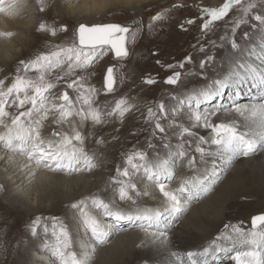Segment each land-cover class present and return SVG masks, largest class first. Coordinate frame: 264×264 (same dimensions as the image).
Segmentation results:
<instances>
[{"label": "snow or ice", "instance_id": "6c2138e0", "mask_svg": "<svg viewBox=\"0 0 264 264\" xmlns=\"http://www.w3.org/2000/svg\"><path fill=\"white\" fill-rule=\"evenodd\" d=\"M25 4L26 0H0V13L18 17ZM53 7H59L54 0H35V10L41 14L48 13ZM112 7L110 4L97 5L99 15H103L105 9L112 11ZM130 7L134 15L127 19L136 25L134 30L127 24L89 19L78 20L75 25L65 23L57 26L42 18L36 28L38 33L56 37L60 32L67 35L74 27L76 39L67 45L56 44L49 50L20 58L10 69L0 68V162L12 170L13 176L22 177V182L29 187L37 182L41 185L51 183L53 176L59 174L93 173L100 167L101 160L85 147L89 137H99L94 143L104 145L107 141L103 137V127L113 121L124 124L126 117L132 113L135 106L124 96L114 101L110 109L101 107L96 100L101 91L89 82L99 74L105 94L113 93L116 87L115 69L111 63L105 65V60L112 56L117 61L127 58L126 37L130 31L135 39V32H139L141 27L153 31L156 22L163 24L170 16V11H156L145 24L143 18H135L139 9L135 5ZM186 7L187 3L170 5L175 10ZM198 16V20L189 19L186 23L199 24L202 36L217 35V40L209 41L213 48L239 50L241 39L248 42L253 33L259 31L262 34L256 56L259 65L240 62L232 75L223 79L210 78L216 57L203 45L199 46L204 86L187 100V124L180 119L183 107L174 110L171 116L162 102L155 110L148 107L145 122L151 124V139L146 140V149L134 147L131 153H124V164L115 169L119 178L111 181L114 186L112 199L105 200L89 194L70 202L68 207L76 222V233L70 223L58 217L50 218L51 229L47 218L37 216L30 222L32 237L39 239L42 230L41 247L47 256L46 264H94L93 257L99 247L108 243L112 232L118 230L120 222L124 221L136 222L143 232L138 248L156 245L166 249L171 228L188 212L193 195L199 196L201 192L206 195L212 191V186L206 184L205 179L196 182L185 179L177 188H172L170 185L176 177L177 161L189 170L199 172L198 165L210 154L205 145L217 146L226 166L232 165L236 158L249 157L264 150V103L245 105L239 102L245 88L264 92V0H219L216 5L204 3L199 7ZM221 23L225 26L223 34H217L216 29ZM180 27L184 29L185 25ZM16 34L11 30L0 31V38L8 40ZM192 61L191 55L177 64H161L157 60L162 68L171 70L163 83L177 85L182 79V72L176 69L183 70ZM101 65H104L103 71L98 72ZM53 72L54 80L51 78ZM61 83H66L75 95H70L69 91L60 92L58 85ZM143 83L154 86L158 81L148 76ZM226 90H231L227 104L223 102ZM180 104L183 106L185 101L181 100ZM202 105L210 107L205 109ZM224 117L228 118L227 122ZM257 117L261 128L258 134L239 131L237 118L255 120ZM61 128L64 130L60 131ZM86 128H91V131H86ZM169 128L180 129L176 155L171 163L161 157L154 143L159 138L164 142V148L170 147L166 142ZM200 129L210 135L200 134ZM45 132H48L47 137ZM153 152L155 155H151ZM18 157L23 160H18ZM42 172L53 175H41ZM141 172L151 182L155 193L147 187L138 188L135 176ZM9 180L11 176L0 182V193L9 192ZM148 196L158 200L159 207L146 206L141 202V197ZM105 218H110L113 223H107ZM251 227L256 230L250 234L251 239L246 238L242 227L234 229L251 246L249 250L236 251L229 257L235 264H264V251H261L264 231L257 230L264 229V213L251 218ZM219 251L226 249L213 243L199 253L202 261L193 259L195 253L188 252L187 256L191 264H210L209 258L211 264H216L215 254ZM40 256L38 251L37 257ZM177 259L179 264H184L180 257ZM140 264H151V261L144 258Z\"/></svg>", "mask_w": 264, "mask_h": 264}, {"label": "bare ground", "instance_id": "6f19581e", "mask_svg": "<svg viewBox=\"0 0 264 264\" xmlns=\"http://www.w3.org/2000/svg\"><path fill=\"white\" fill-rule=\"evenodd\" d=\"M55 1L56 0H54V2ZM59 1L60 3L62 2V4L65 3L64 8H65L66 16H68L71 19H74V21L75 20L85 21V19H89V20H95L97 22V18L100 16L97 5L110 4L107 3V0H59ZM111 1L112 4L110 5L113 6L112 9H116L119 6L131 8L130 7L131 5H135L136 7L139 8V6L142 5H152V3H156V2L158 3V0H111ZM167 1L168 0H164L163 2H161V5H164ZM204 3L215 5L217 2L215 0H208V1L191 0V3L189 2L188 4L187 2V7H191L194 11H198L199 7ZM53 8H54L53 10L55 11L53 12L49 11L50 13L48 12L46 14H42L45 15V18L48 20L50 24L54 22V19H56L57 17L56 15H59L58 13H56V9H55L56 7ZM156 11H162V10L158 8L156 9ZM106 12L107 10L105 9L104 14H106ZM35 15H37V11L35 10V0H26V4L24 5L18 17L10 16L7 13H0V31L6 32L11 30L17 33L15 36H13L11 39L8 40L4 38H0V68L10 69L12 65H15L18 59L29 56L30 54L38 53L43 37H47V38L49 37L43 33H38L36 31L38 22L40 20H36L34 18ZM149 18H151V14L149 15ZM189 19H195V18L190 17ZM186 21L187 19L184 18L183 23H186ZM166 26L167 25L165 23L163 28L164 30H159L156 28L157 26L155 24L156 30L159 31L158 35H160L161 32L166 33V29H167ZM138 33L139 32H136L135 37H138ZM61 36L62 34H58L56 37H49V38H51L52 41H54L55 43L64 45L61 41L60 38ZM181 36H182L181 32H176V35H173L172 40H176L177 37L179 38ZM254 38H256V36ZM254 40L255 39H251V41L245 42V45H243V47H241L236 53L234 52L235 54H232V57L231 56L229 57L227 54L226 55L222 54L229 49L228 47L219 50L215 55L216 64H215V69L212 72L214 73L213 76L215 78L223 79L232 75L233 72L236 71L237 65L240 63L239 60L243 59L242 53H244L245 51L252 52L256 59V56L259 54V48H258L259 43L253 44ZM137 45H139L138 48L141 47L140 43ZM192 54L194 61L195 55L193 52ZM201 58H202V54H201ZM257 61L251 59L250 63H255L259 65V62ZM244 63H249V60L245 61ZM201 72L202 70L199 73ZM212 73L210 74V77ZM137 76L139 77V75ZM129 81L130 82L127 84L125 83V81L122 83V87L124 91L128 89L129 87L128 85H131V83L135 81V78L132 76L130 77ZM253 90H255V93H258V95L256 94L257 97L250 98L253 100L246 101L248 102L247 105H259L261 103H264V95L261 97L260 100H258L259 95L263 94V92L261 91L257 92L256 90L258 89H253ZM253 90L249 91L247 88H245L243 92L245 91L247 93L250 92L251 95L252 94L254 95L255 93L253 92ZM59 91L63 92L66 90H63V88L61 87ZM125 93L127 92H123L121 96L125 97ZM121 96L119 98H121ZM130 100H128L130 104L134 106L138 105V107L141 104V102H143V100L140 99L138 95L132 97V101ZM137 110L138 108L134 107L132 113L126 117V121L124 124H120L118 121H116V123L119 124L116 126L115 125L112 126L113 127L111 131L112 137H115L117 135L121 136L122 134H127L130 132L132 133V131L141 122H143L141 121L143 118L142 116H140V112H138L139 110L138 111ZM224 119L225 122L228 121L227 117H224ZM237 120L239 124V129L245 130V132L248 133L249 135H256L261 131L258 117L255 120L250 118H237ZM248 121L249 123L251 122L252 123L249 125L247 124ZM49 127L51 128L55 126H49ZM86 129H85L86 131H91V128H86ZM59 130L63 131L64 129L61 128ZM168 134L169 136L167 137V140L168 139L170 140V132ZM47 135L48 132H45L46 137ZM91 138H94L95 140L98 139L99 137L90 136L85 147L87 148L89 153L90 151L92 152L94 151L96 154L98 152L99 155H101L99 156L97 154V156L101 160V164L100 167H98V170L96 171L94 170L93 173H87V174L74 173L72 175L59 174L58 176H53V181L51 183L41 185L39 182H37L31 187H29L26 182H22L23 181L22 177L17 178V176H13L12 170H10L4 162H0V182H4L5 177L11 176V180L8 181V184L10 185V186L8 185L9 192L6 194L1 193L0 196H3L4 198L8 199L10 203H12V205H7L0 201V260L2 259V255H3L2 253L5 250L4 245L7 244V241H9V239L17 238L18 242L20 240L22 241V244L19 246L17 250V254L14 253L19 258L17 264H46L47 256L43 254L41 247V240L43 239V234L40 235L39 239L35 238L31 241L30 245L32 248L30 250L26 251V249L22 247V245H24L23 242L27 238L26 234L29 233L30 222L35 217H37L36 216L37 214H41L42 218H47L46 222L49 221L52 222L50 219L51 214L52 215L57 214L61 219L62 212H65L66 208H64L61 213L53 212L54 210H49L47 208L42 209L41 203L46 201H50V202L53 201L54 203L60 202L59 203L60 205H64L65 202L69 205V203L72 202L74 199H79L82 196H87L89 194L99 196L97 189H101L103 187L106 180L105 174L109 173V170L111 171L110 172L111 175L114 172L113 168L108 169L110 167L109 165H107V161L108 160L112 161L114 159V161L118 162V159H115L116 157L121 156L125 158L124 153H131L133 150V149H128L123 151L122 147L119 145L118 142L110 145L107 144V146L105 144L97 145L98 148H96L95 146L96 148L95 150L94 148L91 147V144H93ZM112 141H114V138L111 140V142ZM0 155H2V153H0ZM17 159L21 161L23 160L22 157H18ZM243 159L244 160H242L241 164L245 168L253 169L255 172L254 175L251 174L249 176L250 181L257 182V185H261L264 188V171H263L264 169H262V171L261 169H257L260 167L264 168V150L258 151L255 154V156L252 155L249 156L247 159L246 158ZM219 163H223V160L221 159L219 154L216 151H214V155L212 154L210 156H206L204 162L198 165L200 169L199 172L192 171L191 174L185 173L184 171L186 166H183L182 168L178 169L176 178L172 183L171 187L174 189L177 188L180 185L181 181L185 179L191 182H196L199 181L200 179H205V180L209 179V176L213 175V173L216 171H219L218 172L219 174L218 173L217 174L220 175L222 170L221 167H215V164H219ZM4 166L6 167L4 168ZM236 171L237 169L233 170L232 173L233 176L236 173ZM41 175H53V174L42 172ZM218 179H221V175L220 177H218ZM218 179H216L217 182ZM236 181H239V179ZM233 182L234 180L231 181L226 180L224 181V183L222 181V185L225 186H223L221 192L218 191L219 194L216 193L215 196H212L213 198H215V200H217L216 202L217 204L211 206L208 210L205 209L201 211L199 214H197L196 211L197 206H193L196 203L195 204L193 203L192 207L189 206L190 211L188 210V212L194 214L196 218L190 222V220L187 219V217L189 216H186L185 218L183 217L179 221H176L173 224L171 228L170 242L166 249L158 248L156 245H149L146 249L139 248L140 249L139 251L136 245L140 244L144 234L140 228L139 229L133 228V230L135 231H129L127 233H123V235L117 233V230L113 231L108 239V243L106 245L99 247L98 255L102 256V258L108 259L111 256V254L110 255L108 254L109 252L113 250L118 252V249L119 250L123 249L125 251L127 250V247H130L133 244L132 247L133 250L132 251L130 250L132 253L128 255L129 251L124 252L123 250H120V253L122 255L124 253L123 257L126 255L125 253H127V257L125 256L124 258H119V259L113 258V261L116 259V262H112V264H125V263L140 264L141 260L144 259L145 257H147V259L150 261H153V258L154 260H160L161 261L160 263L162 264H179L177 257H180L184 261V264H191V260H189L187 256L188 252H192L196 254L194 255L193 259H196L197 261H202L203 257H201L199 253H201L204 248L210 247L213 245V243H215V245H217L219 248L226 249V251H219L215 254L216 264H219V262L223 261V257L225 255L229 256L232 253L233 256L235 255L236 251L249 250L251 246L247 245L245 243V240H243L244 238L238 235L237 233L232 234L233 229H231L230 226L231 224L237 222L236 220L240 218L242 212L239 211L235 214L230 211V208L232 206V209L234 208L241 211H246L247 209L250 210L254 205H252L250 202H246V201L244 202L243 199L241 201L244 202L245 207L244 209H241L242 202H239V200L237 201L236 199L239 198V196L240 197L242 196V194L240 193V190L242 188H240L237 184V187L240 190L226 192L229 187H233ZM220 184L221 183H219V185ZM146 187L147 186H143L142 184H140L139 186V182H138V188L142 189ZM54 188L56 192L55 190H53ZM109 188L110 189H105L107 192L106 194H104V196L107 195L106 197L114 196V186L110 185ZM46 189L49 190L47 191ZM53 192L56 194L53 195ZM246 194L247 196L249 195V193ZM203 196H204L203 192H201L199 196H196L194 194L192 202H195L199 198H203ZM236 196L237 198H235ZM27 199H29L30 202H27ZM218 200H222V201L218 202ZM34 202H36L35 209H37L38 211L33 214H30L29 212L31 210H35L33 206ZM141 202L146 206L154 205L159 207L160 204L158 200L152 199L151 196L141 197ZM255 203L256 206L257 204H261L260 202H255ZM253 213H257V212H253ZM46 214H50L49 218L47 217L48 215L46 216ZM105 219L107 223H112L110 218H105ZM73 224L74 225L71 226L72 231L76 233L77 232L76 222L74 221ZM130 225L137 226V223L132 222ZM253 231L256 230L248 226V228L245 230V233L251 234ZM229 237L231 238L229 239ZM132 238H135L136 241L132 242ZM84 240H87V237H84ZM122 240L123 243L121 242ZM38 251L41 253V256L39 258L37 257ZM172 253H176V255L173 256ZM26 255L27 257L24 258V256ZM136 255H140V257ZM209 262L211 264V258H209ZM223 264H235V261L227 260L224 261Z\"/></svg>", "mask_w": 264, "mask_h": 264}, {"label": "rangeland", "instance_id": "374dc122", "mask_svg": "<svg viewBox=\"0 0 264 264\" xmlns=\"http://www.w3.org/2000/svg\"><path fill=\"white\" fill-rule=\"evenodd\" d=\"M163 1L164 0H158V3L156 2V3H152V5H142V6H139V8L137 7L139 9V15L135 16V18L136 19L143 18L145 24H147V22L150 20L149 15L153 14L156 11V9L159 8L162 11H170L169 18L163 24H161L160 22L155 23L157 26L156 28L159 30H164L163 29L164 24L166 23V25H167L166 26L167 27L166 33L161 32L160 35H158L159 31H157L155 27H154L153 31H147L145 28L141 27V30L138 33V37H135V39H133L134 33L132 31H130L126 37V46L129 50V56L127 58L119 60V61H117L113 57H110L109 59L105 60V62H104L105 65H107L109 63L114 65V69H115L114 75L116 77V87H115L114 92L111 94H105V92L101 86L99 74L95 75L94 78L89 81L90 83L94 84V86L97 89H100V91H101L100 96L96 97V100L101 107H105V108L110 109L112 106H114V101L118 100L123 92H127V93H125V97L128 100L131 99L130 101H132V97H134L136 95H138V97H140V99L143 100V102H141L139 107H138V105L135 106V108H138L139 111L138 110L137 111L140 112V116H142V118H143L141 120L143 122H141L132 131V133H135V135H133L131 132L127 133L129 136L127 134H122L121 136L117 135V136H115L114 141L111 142V140L114 138L111 136L112 135L111 131L113 128L112 126L113 125L116 126L119 124V123H116V121H113L112 123L105 125L103 127V130H102L103 131V137L107 141L105 143L106 146H107V144L110 145V144H114V143L118 142L119 145L122 147L123 151L128 150V149H133L134 147L146 149L147 146H146L145 142H146V140L151 139V136L149 135V133L152 131L151 124H148L145 122L146 110L148 107H152L153 110H155L157 105L161 102L165 105L166 111L169 114V116H171L173 111L176 110L177 108L183 107V109H184L183 117L180 119H181L182 123L187 124V122H188L187 121V115L189 112V109L187 108V100L191 95L198 93L200 91V89L203 88V86H204V81L201 78V73H199L201 71L200 61H201V54H202L198 50L199 46L203 45L206 49L209 50V53L211 55L213 54L214 56L217 54V52L219 50H221L219 48L211 47V44L209 43V41H211V40H217V38H215V37H217V35H211L210 34L208 36H202L201 32H200L199 24H193V25L187 26L188 25L187 23H183L184 18H186L188 20L190 17H192V18H195L194 20H198L199 19V16H198L199 10L194 11L191 7H186L182 10L181 9L175 10V9L170 8V5L172 3H179L180 4L182 2L183 3L188 2V4H189V2L191 3V0H168L164 5H161V2H163ZM205 1H208V0H205ZM215 1L217 2L216 4L219 3V0H215ZM107 3L112 4V1L107 0ZM159 3H160V6H159ZM54 4L59 5V7L55 8L56 13H58L59 15L54 14L57 16L56 19H54V23L57 26H59L61 24H65V23H67L69 25H75V23L77 21L76 20L74 21V19H71L68 16H66V12H65V8H64L65 3L62 4V2L60 3L59 0H56L54 2ZM211 5H213V4H211ZM166 6H168V7L166 8ZM53 9L51 10L52 12L55 11ZM191 10H193V11H191ZM40 14L41 13H39L37 11V15H35L34 18L36 20H41L42 18L46 19L45 15H42V14L40 15ZM133 15H134V13L131 10V8L119 6L116 9H112V11H107L106 14H104V15H100L97 18V22H103V23L114 22V23L127 24V26H129L131 29L134 30L136 28V25L132 24V22L127 19L128 17L133 16ZM81 22H83V21H81ZM181 24L185 25L184 29L180 28ZM224 28H225V26L221 23L220 26L217 27L216 33L217 34H223ZM245 30H249V29H245ZM176 32H181L182 36L179 38L177 37L176 40H172L173 35H176ZM58 34H62V36L60 38H61V41L64 45H67L68 43H70L76 39L74 27H72L70 29V31L68 32L67 35H65L62 32H60ZM135 34H136V32H135ZM261 35L262 34L259 31L253 33L252 39H255L253 41V44L254 43L255 44L260 43ZM255 36H256V38H254ZM139 43L141 46L140 48H138L139 45H137ZM56 44H58V43H55L54 41H52L51 38L43 37L41 44H40L39 52L41 50H45V51L49 50L50 48H52ZM240 44H241V47H243V45H245V41L241 39ZM253 48H256V47H253ZM237 51L238 50H234V49L229 48L228 50H226L222 54H224V55L227 54L229 57L230 56L232 57V54H235ZM192 52L195 55V60L193 62H191L190 64H188L187 67L183 70L176 69L177 71L182 72L181 81L175 86H168V85L164 84L163 80L167 77L168 74H170L171 70L167 69V68H162L160 64L156 63V61L160 60L161 64H167V63L177 64L179 62H182L186 56H188V55L193 56ZM244 53H242L243 59H240L239 62H245V61L249 60V63H250L251 59L256 60L255 56L252 52L245 51ZM257 62H259V61H257ZM12 66H14V65H12ZM103 68H104V65H101L100 68L98 69V72H102ZM137 75H139V77ZM213 75H214V73H212L211 77H214ZM132 76L135 78V81H133L131 83V85H128L129 86L128 89H126L124 91L123 87H122V83L124 81L126 84L129 83L130 82L129 79ZM148 76H151L153 79H156L158 81V83L154 86H148V85L144 86L145 84L143 83V80L145 78H147ZM51 78L53 80L55 79V72H53V75ZM68 82H70V80ZM61 87L63 88V90L69 91L70 95H75V93H73L71 89L67 88L66 83H61L60 85H58L59 90ZM256 91L259 92L260 90H256ZM253 92L255 93V90H253ZM256 94L258 95V93L251 95L250 92L247 93L245 91V92H243V94H242L243 97L241 96V98H240L241 100L239 102L241 104L247 105L248 102H246V101L253 100L250 98L257 97ZM230 95H231V90H226L224 100H223V102L225 104L230 102L229 101ZM263 95H264V92H263V94L259 95L258 100H260ZM180 97H183V98H180ZM185 97H186V99H185ZM181 100H183V101L186 100L185 104L183 106L180 104ZM242 101H243V103H242ZM208 107H210V106L209 105H202V108L206 109ZM251 123H249V121L247 122V124H249V125ZM199 131H200V134H203L206 136L210 135V133L204 129H200ZM239 131L245 132V130H243V129H239ZM169 132H170V140L168 139L166 142L170 145V147L164 148L163 147L164 142H162L159 138H157L154 141V143L156 145V151L159 152L161 157L168 159L169 162L171 163V161L174 159V157L176 155V147H177V144L179 142L180 129L179 128H169L168 133ZM168 133H167V137L169 136ZM91 137H93V136H91ZM91 140L93 142V144H91V147L96 150V148H98V146H97V144L94 143V138H91ZM95 146H96V148H95ZM205 148L210 153L207 156H210L212 154L214 155V151H216L219 154V156L221 157V152H220L219 148H217V146L205 145ZM90 153H92V151H90ZM97 154L99 155L98 152H97ZM255 154L253 156H255ZM151 155H155V153L153 152V153H151ZM99 156H101V155H99ZM243 158L247 159L248 157L236 158L234 160L233 164L228 165V166H226L224 164V162L219 163V164H215V167H221V169H222L221 174H220L221 179H218V177H220V175H218L219 171L215 172V173H218L217 175H210L209 179L205 180V183L212 185V191L206 195L204 194L203 198L197 199L195 202H192L190 205L192 207V204L196 203L193 206H197L196 207L197 214H199L201 211H203L205 209L208 210L211 206H214L217 204L216 203L217 200H215V198H213L212 196H215L216 193L219 194V192H221V189L223 188V186H225V185H222V181L224 183V181H226V180H230V181L234 180L233 187H229L226 192L240 190L237 187V184H238V186L240 188H242L240 190V193L242 194V196H241L242 198L240 196H239V198H237V196L235 198H237L236 199L237 201L239 200V202H242L241 203V209H244V207H245L244 202L245 201L250 202L254 206L250 210L247 209L246 211H241V210L234 209V208L232 209V206H231L230 211L232 213L236 214L239 211L242 212V215L240 216V218H238L236 220L237 222L230 225L231 229H233L232 234H236V232L234 231V229L236 227H242L244 232H245V230L248 228V226L251 227V223H250L251 216L254 214L264 213V188L261 185H257V182L250 181L249 176L251 174L254 175L255 172L253 169L245 168L241 164L242 160H244ZM115 159H118V162L114 161V159L112 161H109V160L107 161V165H109V167H110L108 169L113 168L114 172L111 175V173H110L111 171L109 170V173L105 174L106 180H105L103 187L101 189H97L99 196L105 200L113 198V196H111V197H106L107 195L104 196V194H106V192H107L105 189H110L109 186L112 185L111 181L113 178H119L118 176H116L117 173H116L115 169L118 166L124 164L125 158L119 156V157H116ZM5 167L6 166H4V168ZM182 167L183 166L180 164V162L177 161L176 174L178 172V169H180ZM236 169H237V171L233 176V174H232L233 170H236ZM257 169H261V171H262V169H264V168L260 167ZM96 170H98V168L95 169V171ZM199 171H200V169H199ZM184 172L191 174L192 171L186 167ZM135 179L137 182H139V186H140V184H142L143 186H147L151 191H153V192L156 191L155 189L151 188V182L146 180L143 172L137 174L135 176ZM216 179H218V182L216 181ZM238 179H239V181H236ZM173 182L174 181L171 182L170 186H172ZM215 182H217V183H215ZM219 183H221V184L219 185ZM219 186H221V187H219ZM46 190L48 191L49 189H46ZM53 190H55V188ZM242 190H244V191H242ZM55 192H56V190H55ZM242 192L245 194H243ZM246 193H249V195L247 196ZM54 194H56V193L53 192V195ZM227 195H228V193H227ZM241 200H243L244 202ZM0 201L3 202L4 204L12 205V203H10V201L8 199L4 198L3 196H0ZM219 201H222V200H218V202ZM27 202H30V200L27 199ZM255 202H260L261 204H257V206H256ZM59 203L60 202L54 203L53 201L52 202H50V201L42 202L41 208L42 209L47 208L49 210H54L53 212H60V213L63 211L64 208H66V211L62 212L61 220H64V221L70 223L71 226L74 225L73 224L74 220L72 218V210L68 207V204L65 202L64 205H60ZM33 206L35 209L36 202H34ZM149 206L157 207L154 205H149ZM37 211L38 210L35 209V210H31L29 213L33 214ZM252 211L257 212V213H253ZM3 215H5V214H3ZM36 216L41 217V214H37ZM46 216L49 218L50 214H46ZM186 216H189V217H187V219L190 220V222L196 218L194 216V214H192L190 212L185 213L183 217L185 218ZM51 217H58L59 218V215H57V214L52 215L51 214ZM111 222L113 223V221H111ZM47 223H48L49 228L51 229L52 222L49 221ZM131 223L132 222H126V221L120 222L117 233L123 235V233H127L129 231H135V230H133V228L139 229L138 226L130 225ZM257 230L264 231V229H257ZM42 234L43 233L41 230L40 235H42ZM246 234H247L246 238L251 239V235L248 233H246ZM26 236H27V238L23 242L24 245H22V247L24 249H26V251H27V250H30L32 248L30 245L31 241L33 239H35L36 237H32L30 235V232L28 234H26ZM243 238H244L243 240H245V237H243ZM134 239L135 238H132V242L136 241V239L135 240ZM17 242H18L17 238L9 239V241H7V244L4 245L5 250L2 253L3 255H2V259L0 260V264H3V263L4 264H7V263L8 264H11V263L17 264L19 258L15 254H17V250H18L19 246L22 244V241L20 240L18 243ZM121 242L123 243V240ZM14 243H15V245H14ZM132 247H133V244L130 247H127V250H125V251L123 249H120V250H123L124 252L129 251V253H128V255H129L130 253H132L131 252L133 250ZM136 247H137V245H136ZM120 250L118 249V252H116L115 250L109 252L108 254L109 255L111 254V256L108 259H105V258H102V256H99L98 255L99 251H97L93 257L94 264H112V262H116V259L113 261V258L119 259V258H124L125 256L127 257V253H125L126 255L123 257L124 253L122 255L120 253ZM138 250L140 251L139 248H138ZM261 251H264V247L261 248ZM13 254H14V256H13ZM27 255H28V253H27ZM27 255L24 256V258H26ZM136 256L140 257V255H136ZM230 256H232V253L229 256L225 255L223 257V261L219 262V264L220 263L223 264L224 261L231 260L229 258ZM99 258H101V259H99ZM145 258H147V257H145ZM160 262H161L160 260H154V258H153V261H151V264H162ZM125 264H127V263H125Z\"/></svg>", "mask_w": 264, "mask_h": 264}, {"label": "water", "instance_id": "95a60500", "mask_svg": "<svg viewBox=\"0 0 264 264\" xmlns=\"http://www.w3.org/2000/svg\"><path fill=\"white\" fill-rule=\"evenodd\" d=\"M109 23H114V22H109ZM114 59H116L114 56H112ZM113 65V64H112ZM114 66V65H113ZM254 215H258V214H254ZM252 215L251 218L254 216ZM251 218H250V223H251Z\"/></svg>", "mask_w": 264, "mask_h": 264}]
</instances>
